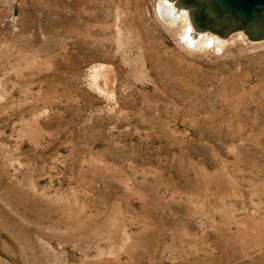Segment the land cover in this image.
I'll list each match as a JSON object with an SVG mask.
<instances>
[{
	"label": "rangeland",
	"instance_id": "374dc122",
	"mask_svg": "<svg viewBox=\"0 0 264 264\" xmlns=\"http://www.w3.org/2000/svg\"><path fill=\"white\" fill-rule=\"evenodd\" d=\"M165 2L0 0V264H264V38Z\"/></svg>",
	"mask_w": 264,
	"mask_h": 264
},
{
	"label": "water",
	"instance_id": "95a60500",
	"mask_svg": "<svg viewBox=\"0 0 264 264\" xmlns=\"http://www.w3.org/2000/svg\"><path fill=\"white\" fill-rule=\"evenodd\" d=\"M180 8H189L194 28L211 30L227 37L244 29L249 38H264V0H173ZM193 1L195 4H190Z\"/></svg>",
	"mask_w": 264,
	"mask_h": 264
},
{
	"label": "bare ground",
	"instance_id": "6f19581e",
	"mask_svg": "<svg viewBox=\"0 0 264 264\" xmlns=\"http://www.w3.org/2000/svg\"><path fill=\"white\" fill-rule=\"evenodd\" d=\"M165 6H166V9H163L162 8L163 11H161V14L163 13V16L166 19H168L171 23H175L178 19H182V20H184L186 22H189L188 23L189 24V27L188 28L192 27L193 24H192V21L190 19L189 11L183 10L180 7H176L174 5V2H165ZM186 22H184V23H186ZM200 34H202V33H200ZM199 36H197V37H199ZM209 37H210L209 34H202L200 36L201 40L202 41H205V42L208 40ZM215 38H213V36H212V39H210V40H214ZM220 41H222V40H220Z\"/></svg>",
	"mask_w": 264,
	"mask_h": 264
},
{
	"label": "flooded vegetation",
	"instance_id": "af4514ba",
	"mask_svg": "<svg viewBox=\"0 0 264 264\" xmlns=\"http://www.w3.org/2000/svg\"><path fill=\"white\" fill-rule=\"evenodd\" d=\"M190 4H191V5L193 4V6L195 5V4L193 3V1H190Z\"/></svg>",
	"mask_w": 264,
	"mask_h": 264
}]
</instances>
